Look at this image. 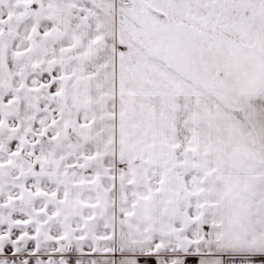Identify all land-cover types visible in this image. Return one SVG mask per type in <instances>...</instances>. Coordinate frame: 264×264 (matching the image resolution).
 Listing matches in <instances>:
<instances>
[{"label":"snow or ice","instance_id":"6c2138e0","mask_svg":"<svg viewBox=\"0 0 264 264\" xmlns=\"http://www.w3.org/2000/svg\"><path fill=\"white\" fill-rule=\"evenodd\" d=\"M0 264H264V0H0Z\"/></svg>","mask_w":264,"mask_h":264}]
</instances>
